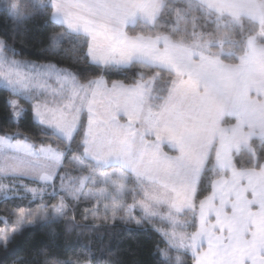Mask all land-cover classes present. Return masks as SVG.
<instances>
[{
  "label": "snow or ice",
  "instance_id": "obj_1",
  "mask_svg": "<svg viewBox=\"0 0 264 264\" xmlns=\"http://www.w3.org/2000/svg\"><path fill=\"white\" fill-rule=\"evenodd\" d=\"M0 93V251L44 229L43 264H85L63 233L124 230L264 264V0H0Z\"/></svg>",
  "mask_w": 264,
  "mask_h": 264
},
{
  "label": "trees",
  "instance_id": "obj_2",
  "mask_svg": "<svg viewBox=\"0 0 264 264\" xmlns=\"http://www.w3.org/2000/svg\"><path fill=\"white\" fill-rule=\"evenodd\" d=\"M31 29L25 39L24 55L33 60L41 59L40 49L43 47L46 29L43 21L37 19L28 25ZM3 95V93H0ZM3 101L0 99V105ZM7 206L0 202V218L7 215L4 209ZM166 225V224H161ZM3 227V224H0ZM47 236L44 229H39L28 233L15 245L11 246L5 254L0 251V261L2 264H43V261L51 257L45 256L43 251L46 248ZM109 238L104 237L107 242ZM159 237L155 233H145L143 231H133L131 234L124 230H119L112 238L110 248L115 250L114 256L105 255L100 252L99 236L91 232L81 235L77 232L63 233L58 238L59 247L56 251L62 259L79 258L85 264H97L98 259H103L105 264H155L157 251L155 245ZM91 245V247H87ZM163 247V245H161ZM49 251H51L49 249ZM94 253L95 255H92Z\"/></svg>",
  "mask_w": 264,
  "mask_h": 264
},
{
  "label": "rangeland",
  "instance_id": "obj_3",
  "mask_svg": "<svg viewBox=\"0 0 264 264\" xmlns=\"http://www.w3.org/2000/svg\"><path fill=\"white\" fill-rule=\"evenodd\" d=\"M160 227H167V225H163V226H162V225H160Z\"/></svg>",
  "mask_w": 264,
  "mask_h": 264
}]
</instances>
